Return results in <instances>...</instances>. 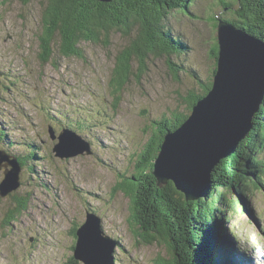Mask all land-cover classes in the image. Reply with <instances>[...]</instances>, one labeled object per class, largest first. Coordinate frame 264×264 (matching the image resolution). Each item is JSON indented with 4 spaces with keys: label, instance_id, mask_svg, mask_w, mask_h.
<instances>
[{
    "label": "rangeland",
    "instance_id": "rangeland-1",
    "mask_svg": "<svg viewBox=\"0 0 264 264\" xmlns=\"http://www.w3.org/2000/svg\"><path fill=\"white\" fill-rule=\"evenodd\" d=\"M45 6L43 0H0V149L26 164L14 192L26 200L25 208L16 197L0 195V264H85L71 260L79 239L72 230L85 222L89 210L102 217L105 232L118 241L116 264L173 262L165 239L147 243L134 232L131 199L117 186L124 174L135 172L141 152L161 129L157 120L189 113V93L201 90L200 79H214L218 29L213 15L239 20L238 6L194 0L191 12L172 11L166 23L188 46L172 58L180 74L175 76L165 57L151 56L142 72L134 62L120 93L110 82L130 37L113 30L98 42L83 41L82 58L63 56L56 37L54 55L43 63L38 39ZM50 125L57 134L64 127L76 130L91 142L92 153L56 156L58 139L51 138ZM240 201L241 210L230 206L234 217L225 220L226 227L233 222L237 228V235L228 232L230 245L241 264H264V188L247 203Z\"/></svg>",
    "mask_w": 264,
    "mask_h": 264
},
{
    "label": "trees",
    "instance_id": "trees-1",
    "mask_svg": "<svg viewBox=\"0 0 264 264\" xmlns=\"http://www.w3.org/2000/svg\"><path fill=\"white\" fill-rule=\"evenodd\" d=\"M21 1L28 4L33 0ZM43 1L46 2L42 16L43 30L38 39L40 60L43 63L52 59L56 37L60 38L58 50L63 56L82 58L84 53L80 44L83 41L98 42L102 33L109 36L111 31L118 30L130 37V43L117 55L110 82L113 91L120 93L129 82L134 62H138L142 72L151 56L165 57L175 76L180 74L181 67L172 58L188 46L180 36L174 35L166 19L174 10L191 12L194 0ZM222 3L224 8L237 5L239 20L213 15L215 29H218L219 19L222 18L264 40V0H222ZM219 48L217 34L212 47V57L216 63L213 77L216 74ZM213 80L211 78L205 82L200 79L201 90L189 93V113H175L169 120H157L161 129L151 136L141 152L135 172L124 174V179L117 186L131 199L134 232L147 243L165 239L174 252L173 262L159 264H241L236 248L230 245L228 234L237 235L236 224L231 222V231L225 226V220L234 217L228 209L232 206L234 211L241 210V197L247 203L248 198H256L257 191L264 188V158L260 156L264 152V104L255 114L254 127L237 152L223 159L214 169L208 197L188 201L172 181L163 187L158 185L153 173L154 160L165 135L168 130L174 131L180 127L190 116L196 102L211 89ZM18 158L25 166L24 160ZM8 196L16 197L19 207L25 208L26 200L23 197L14 192ZM236 216L237 220L241 219V212ZM79 226L76 225L72 230L76 237ZM71 260L75 263L79 261L75 255Z\"/></svg>",
    "mask_w": 264,
    "mask_h": 264
},
{
    "label": "water",
    "instance_id": "water-1",
    "mask_svg": "<svg viewBox=\"0 0 264 264\" xmlns=\"http://www.w3.org/2000/svg\"><path fill=\"white\" fill-rule=\"evenodd\" d=\"M218 38L220 56L211 89L196 102L183 124L166 135L154 160L158 185L163 187L172 181L188 201L208 197L214 169L237 152L264 104V40L222 18ZM49 132L53 140L58 139L53 151L61 159L92 153L91 142L70 127L57 134L50 125ZM22 167L17 156L0 149V176L5 168L1 196L21 186ZM76 234L77 260L85 264H116L118 241L106 234L99 214L87 211Z\"/></svg>",
    "mask_w": 264,
    "mask_h": 264
},
{
    "label": "bare ground",
    "instance_id": "bare-ground-1",
    "mask_svg": "<svg viewBox=\"0 0 264 264\" xmlns=\"http://www.w3.org/2000/svg\"><path fill=\"white\" fill-rule=\"evenodd\" d=\"M228 21V20H227ZM248 32V31H247ZM255 37H257L256 35H254ZM219 52H220V50H219ZM220 56V55H219ZM219 58V57H218ZM63 130V129H62ZM61 130V131H62ZM60 134V133H59ZM88 141V140H87ZM163 145V144H162ZM90 211V210H89ZM107 234V233H106ZM76 246V245H75ZM76 248V247H75ZM74 252H75V249H74Z\"/></svg>",
    "mask_w": 264,
    "mask_h": 264
},
{
    "label": "flooded vegetation",
    "instance_id": "flooded-vegetation-1",
    "mask_svg": "<svg viewBox=\"0 0 264 264\" xmlns=\"http://www.w3.org/2000/svg\"><path fill=\"white\" fill-rule=\"evenodd\" d=\"M189 227V226H188ZM185 258H186V254H185V256H184Z\"/></svg>",
    "mask_w": 264,
    "mask_h": 264
}]
</instances>
